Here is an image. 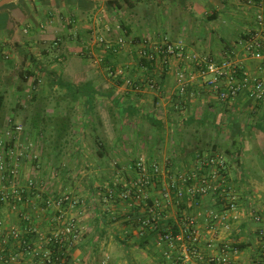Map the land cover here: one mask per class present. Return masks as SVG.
I'll return each instance as SVG.
<instances>
[{
    "label": "crops",
    "instance_id": "obj_1",
    "mask_svg": "<svg viewBox=\"0 0 264 264\" xmlns=\"http://www.w3.org/2000/svg\"><path fill=\"white\" fill-rule=\"evenodd\" d=\"M233 1L235 0H190L188 14L192 18L190 30L194 32L192 38L189 36L185 49L187 47L193 50L198 37L203 35V41H206L207 46L218 44V47L219 45L221 47L220 51L211 48L205 56L220 60L223 54L232 53L234 57L231 58H234L236 64L241 67L242 74L255 76L264 81V63L249 56L241 43L256 29L255 16H252L253 24H247L248 18H245L247 19L245 26H238V29L237 26L227 25L225 17L228 16L229 8L243 7L240 6L242 0ZM26 3L42 4L48 8L56 6L73 9L78 16L77 20H81L79 16L101 8V5L97 4L72 3L68 0L29 2L26 0ZM103 6L110 11H118L116 8L104 4ZM255 9L256 15L264 13V3L256 5ZM1 12L8 13L9 24L12 21L14 23L18 16L23 14L20 8L18 10L6 8L0 10ZM196 13L203 15L200 22ZM213 14H216V19L209 21L208 16ZM207 21L214 22L217 26H211ZM218 22L221 24L218 25ZM202 23H205L203 29ZM198 26L202 29L201 34L195 31ZM9 28L13 29L11 26ZM180 30L185 34L181 27ZM81 33L79 57H71V60L66 57L67 53L74 51L72 40L64 45L61 58L56 60L68 68H72L73 64L77 65V71L56 73L54 76L49 74L44 89L47 93L58 95L70 92L66 85L60 87L59 83L52 87L53 79L76 88L79 98L71 103L78 104V108L83 111L84 119L79 121L80 130L74 132L75 136L70 132L66 137L68 142H73V146L76 144V147L74 151H65V145L61 148L60 174L56 173L55 177L53 175L55 169H51V177L49 172L45 174L47 169L42 170L44 168L42 159L45 158V163L51 164L50 158L57 157L55 150L44 151L43 148L40 151L42 159L32 162L34 166L31 169L23 168L21 178L16 179V182L13 180L24 190L23 197L26 200L23 199V202L14 208L6 203L0 205V221L3 224L0 227V264H37L33 258L41 253L48 233L60 226L63 228L73 217L82 228V236L70 250L72 264H101L104 260H108L109 264H171L181 257V243L177 242L170 246L159 241L151 231L139 227L141 220L146 216L147 207L152 206V202L147 201L149 196L154 200L153 205L157 200L164 205L160 210L163 212L160 217L163 225L169 222L177 223L179 230L182 231L184 216L186 214L197 216L199 241L196 250L199 255L192 256L193 264H218L213 262L212 258L224 255L229 257L228 264H261L264 239L260 237L258 229H264V104L250 98L248 92L240 94L234 100L221 101L200 79L190 86L185 96L180 97L175 90L174 69L180 68L177 62H173L170 70L160 71L158 66L152 69L147 67L137 56L138 60L134 58L132 61V58V62H128L130 59L127 57L125 62L116 66L117 54L127 49L122 48L123 43H119V39L115 41L113 48L108 49L104 44L89 46L83 38L85 31L82 30ZM163 34L167 35V31H163ZM178 35L179 31L176 36ZM167 38L173 40L168 36ZM138 39L139 41L133 45L130 44L133 54L135 51V57L139 47H148L151 43V40L142 37ZM58 41L59 46L60 40ZM97 51L103 54L100 61L107 62L115 71L116 67H120L118 69H124L127 74L108 78L91 71L86 55L91 53L95 56ZM134 69L138 71L137 75L133 74ZM149 78L158 82L159 90H150L145 85H141L140 89L135 88V83L144 84ZM128 80L133 83L127 85ZM88 95L94 97L95 112L105 111L111 121L113 118L110 115L111 111H115L116 108L114 101H119L122 105L117 107L116 111L125 110L129 125L139 127L143 120H147L154 126L164 128L165 134L153 139L148 137L150 140L148 143L155 145L150 146L147 153L138 150L137 143L140 138L136 135H133L134 139L130 136L125 138L115 136L110 140L112 150H108L104 157L109 158L103 160L104 158L97 157L84 148V139L87 135L85 129L90 125L94 138L98 135V129L95 131L94 127L105 128L107 122L103 118L95 120V116L88 118L86 113L90 109L87 102L89 98L86 97ZM133 116H136V121L133 120ZM137 117L140 120H137ZM73 126L72 122V128ZM165 128H170L174 132L171 137ZM120 145L124 151H119ZM202 150L204 156H209L213 151L217 155H222L226 161L224 172L211 182L215 190L212 189L196 201L182 203L184 205H176L175 202L168 204L163 201L161 193L170 180L177 181L180 186L182 183L177 180L179 174H192L195 168H202L197 159ZM123 154L126 155V159L122 157ZM141 158L151 163H164V176L159 178L160 184L157 183L147 189V199L134 193L135 196L124 200L122 192L128 187L131 189L129 182L138 177L132 160ZM106 162L110 163L109 166L104 165ZM165 175H168L166 179ZM32 176H35L33 178L38 183L34 192L28 191L25 184ZM11 181L9 178L2 180L0 177V188L3 184L10 185ZM253 194H257V198L260 196L258 198L260 201L251 199ZM59 196L68 197V202L62 210L47 206L45 199L51 200ZM71 201L74 204H71ZM231 204L235 205L234 210ZM210 212L217 214L218 220L209 218ZM257 216H261V221L255 219ZM25 217L31 220L29 232L32 235L30 238L32 250L29 252L21 251L20 243L11 237L13 229L17 230L19 235L26 232L22 227ZM145 237L147 240L143 243L142 239ZM6 252L9 253L10 259L4 263ZM167 252L170 258L166 255Z\"/></svg>",
    "mask_w": 264,
    "mask_h": 264
},
{
    "label": "rangeland",
    "instance_id": "obj_2",
    "mask_svg": "<svg viewBox=\"0 0 264 264\" xmlns=\"http://www.w3.org/2000/svg\"><path fill=\"white\" fill-rule=\"evenodd\" d=\"M68 1H71L72 3L81 2L82 4H97L101 5V8L99 7L90 13L79 16L81 20H77L78 16L74 11H72L73 9L71 10L69 7L68 8L70 10H68L67 7L58 8L56 6H52L51 8H48L42 4L36 5L33 3L29 5L26 3V0H17L12 3L13 7L10 9L18 10V8H20V12L23 14H20L14 23L12 21L11 24L8 25L13 27V33L11 36V32H9L6 23L0 22V45L4 44L5 56L9 55V59L12 60L13 63L10 65L6 62V60L0 61V95H4L3 107L0 109V117H2L3 121V125L0 127V138L6 128L5 121H7L8 118H11L16 124H19L23 127V131L25 132V136L23 135L22 137L23 145L28 147L29 144H33L32 147H28L29 149L27 151L29 152L30 157L23 160L20 166V172L18 174V177L20 178L21 174L23 173L22 171L31 169L34 166V161L38 160L31 157L37 153L39 160H41L42 155H40V151L46 147L43 143L42 137L35 135L36 133L33 132L29 127V120L31 119L32 112L31 108L33 105H35L37 102L45 104L47 116L54 117L60 114L63 116L69 115L74 124L71 133L74 135V132L76 133L80 130L79 121L83 118V111L81 108H78V104H76V102L71 103V97L69 93H66L65 95H58L54 93H47L44 90L46 87L47 78L50 76L49 74L52 71H55L57 74H66L65 72L74 73L78 69L77 65L73 64L72 68H68V66H64L63 63L56 61L61 58L60 54L64 51V45H66V43L68 44V41L73 40L72 45L74 46L72 49L74 51H70V53L66 54V57L68 59L70 58L69 60H71V57H79L78 52L81 50L79 49V46L81 45L79 35L82 34V30L85 31L83 38L86 40V43L88 42L89 46L93 44L102 45L100 39H103L106 40L107 43H110L111 47L113 48L115 41L122 39V48L127 49H124L121 53L117 54L118 62L116 63V66H118L119 63L125 62L127 57L130 59L128 62L134 61V58L138 60L137 56L140 57L139 50L142 47L138 48V53H136L135 57V51H133V54L130 46V44L133 45V41L135 40L136 42V39L138 38L142 37V39L157 40L160 37L165 36L163 31H167L166 36L172 38V41H176L178 39L177 42H182L184 45H187L186 42L189 40V36L191 38L193 36L192 34L194 30H190L192 18H190L188 14L190 0H130L133 4H135V8L130 9L126 5L121 11L119 10L115 12L110 11L105 6H103V4H106L102 2H89L80 0ZM27 2H29V0H27ZM241 3L240 6L243 7L240 9L238 6H236L234 9H231L230 7L227 12L228 16L225 17L228 23L227 25L237 26V29L239 28L238 26H245V20H247L245 18H248L247 24L249 25L250 23L253 24L252 16L254 15L256 18V4L250 3L249 0H242ZM101 9L104 10L102 11ZM196 14L197 20L200 22V20L203 18V15L198 13ZM207 22L211 24V26H217L214 22ZM217 24L220 25L221 22H218ZM185 26L186 28H184ZM201 26L202 29L205 28V23H202ZM180 27L183 29L185 34H182ZM126 28L130 29V33L127 32L128 30ZM197 29L195 31L201 34L202 29H200L199 26ZM178 31L179 35L176 36ZM57 40H60L59 46L54 45L55 41ZM16 41L20 44L22 49L27 50L29 55H32L34 59L38 60L40 66L42 67L41 72H38V70L35 69L34 63H32L29 59V55L28 58H24L22 55L19 56L17 52L13 50L11 44ZM194 47L195 48L193 50H190L186 47V50L191 53L204 56L208 55V52L211 48L217 49V51L221 50V47L220 45L218 47V44H215V46H207L206 41H203V35L198 37L197 44ZM230 54L234 57L232 53ZM94 55L95 56H93L91 53L86 55V59H88V62L91 65L90 70L96 71L97 73L108 78L113 77L110 72L115 70H113V68L107 62L100 61V57L103 58V54L98 52ZM21 68H23V72H26V70L35 69L34 71L37 75H39V77H37L39 80L37 85L34 84V77L29 78L27 81H23L22 78L18 76ZM116 68L119 70L118 68L120 67ZM159 70L161 71L160 68ZM176 70L178 69L175 68L174 71L176 72ZM134 71L135 72H133V74L137 75L138 71L135 69ZM125 74H127V72L125 73L124 71L123 75ZM116 108L115 111L113 110L114 113H116V116L114 117L112 114H110L111 117H113L112 121L105 111L97 110L95 115V120H100L101 118L106 119V127H98L97 134L105 141L108 148L107 150H112V144L110 140L114 139L115 136H120L121 138L130 136L132 138L133 135H136L140 138L138 140L139 142L137 143L139 146L138 150H140L142 153H147L149 147H153L155 145V143H148V141H150L148 137L153 139L165 134L164 128L160 126H154L147 120H143V123L139 127H136L135 125H129L128 117L125 114L122 116L118 115ZM135 117L136 116H133L132 118L136 121ZM137 120L140 119L137 117ZM91 130L92 128L90 125H88L85 129L87 135L84 139V148L85 150H89L90 152L94 153V155H96L98 146L94 143ZM165 130L168 131L170 137L174 133L170 128H165ZM185 136H187V134ZM132 139H134V137ZM72 143L73 142L65 145V151H74L76 144L73 146L74 143ZM120 147L121 150L119 151H124L123 146L120 145ZM47 150L48 148L46 151ZM122 157H124V159L127 158L124 154ZM108 158L106 157L103 160H107ZM50 159L51 164L45 163V158L42 159V164L44 166L42 170L47 169L45 174L48 172L51 174V169H55L56 171L53 173L55 177L56 173L60 174V164L56 162V159ZM110 161L113 162L111 159ZM159 163L164 168V163ZM109 164L107 162L104 163L105 166H109ZM51 176L52 174L50 177ZM33 177L35 176H32V178ZM167 177L168 175L165 177V179ZM85 180H87V177H85ZM53 182L55 183V181H52V183ZM25 184H27V181ZM258 198H260V196ZM258 198L257 194H253L251 196V199L253 200H259Z\"/></svg>",
    "mask_w": 264,
    "mask_h": 264
},
{
    "label": "built area",
    "instance_id": "obj_3",
    "mask_svg": "<svg viewBox=\"0 0 264 264\" xmlns=\"http://www.w3.org/2000/svg\"><path fill=\"white\" fill-rule=\"evenodd\" d=\"M251 3V2H250ZM257 27L248 39L243 40V50L255 60H260L264 63V13L260 12L256 15ZM27 31V30H26ZM119 39V43H123ZM108 49L112 48L110 43L106 40L100 39ZM140 48V58L147 59L149 62L156 61L161 70L163 68L170 70L173 62H177L180 68L175 73V90L180 97L185 96L192 84L202 80L203 84L213 92L219 100L230 101L236 99L240 94L248 92L249 97L253 100L264 104V81L257 77L242 74L241 67L236 64L232 55L223 54L220 60H214L204 55L191 53L185 49L182 42H170L167 37L162 36L157 40H151L150 45ZM113 76L123 75V70L119 69L111 71ZM131 80L127 81V85H131ZM141 85H145L150 90H159L160 86L156 80L148 79L144 84L135 83V88L140 89ZM5 130L0 138V177L2 180L6 178L11 179L10 185H2L0 188V205L3 203L10 204L13 208L23 202L24 190L20 189L15 184L20 172V166L23 160L29 158L28 147L22 143L23 127L16 124L13 119L8 118L5 125ZM7 148V151H5ZM31 158L38 159L37 153ZM202 168L193 171L192 174H179L178 179L182 185H178L177 181L170 180L165 189L161 193L162 200L168 204L175 202L176 205L196 201L198 197H203L209 193L213 188L211 182L219 175L220 170L226 167L225 159L220 156H202L197 158ZM37 160V161H38ZM206 167L204 168L203 167ZM138 179L134 180L130 187L137 189L140 192L145 191L147 187H151L155 178L164 176V168L159 162L151 163L141 158L137 161ZM15 180V182L13 181ZM188 180H191L187 186ZM37 182L34 178H30L27 182L28 191L34 192L37 187ZM130 190L122 194V198L127 199L130 195ZM172 192L175 193V201L172 198ZM147 193H144V198H147ZM52 200V201H51ZM47 201V206L55 207L59 210L64 208L68 202V197H56ZM71 204L74 202L71 201ZM164 205L157 200L156 204L149 208L151 214L150 219L145 221L146 224L153 223L159 220L157 210H161ZM234 210L235 205L231 204ZM28 220L29 218L26 217ZM209 218L218 220L219 216L210 212ZM257 221H261L259 216L255 217ZM185 223L181 233L176 236L172 234H165L161 239L162 242L173 246L177 242L181 243L182 254L181 257L174 260L171 264H193L192 256L199 255L196 250V245L199 241L197 229V216L186 214ZM0 221V227L2 226ZM259 234L264 238V229L259 230ZM11 236L18 238L19 232L15 229L11 231ZM82 236V228L79 223L71 218L63 228L52 230L44 239V248L41 251V264H69L65 259V255L61 252L56 260L51 258V250L49 245H60V248L68 247L69 249L76 245ZM166 255L170 258V254ZM63 256V257H61ZM213 262L218 264H228L229 257L212 258ZM101 264H109L108 260H104ZM264 264V263H263Z\"/></svg>",
    "mask_w": 264,
    "mask_h": 264
},
{
    "label": "trees",
    "instance_id": "obj_4",
    "mask_svg": "<svg viewBox=\"0 0 264 264\" xmlns=\"http://www.w3.org/2000/svg\"><path fill=\"white\" fill-rule=\"evenodd\" d=\"M80 1H88V0H80ZM249 1L251 3H253V4H256V5H261V3L262 4L264 3V0H249ZM104 3L107 6H109V7L116 8L118 11L121 10L126 5L130 9L135 8V4H133L130 0L109 1V2H104ZM10 5H12V6H10ZM11 7H13V4L12 3L11 4H8L7 6H5L2 9H6V8L9 9ZM216 17H217L216 14L210 15V16H208V20L209 21H212V20L216 19ZM0 22L6 23V26L8 27L9 32H11L10 33V36H11V34L13 32H12V28H9V26H8L9 25V22H10V17L8 15V13H6V12H1L0 13ZM256 24H257V21H256ZM128 30H130V29H128ZM254 31L255 30H253L247 37H245L244 40L245 39H248L250 37V35ZM127 32L130 33L129 31H127ZM136 41H139V39H136ZM169 41L171 42V40H169ZM58 42H59L58 40L55 41L54 45H58ZM133 43H135V40L133 41ZM11 46H12L13 50L16 51L19 56L22 55L24 58H28V55L29 54H28L27 50L22 49L21 46H20V44L17 41L14 42V43H12ZM4 48H5L4 44H1L0 45V61L6 60V62L8 64L12 65L13 63H12V60L9 59V55L8 56H5ZM29 59H30V61L32 63H34L35 69L38 70V72H41L42 71V67L40 66V63L38 62V60L37 59H34L32 57V55H29ZM140 59L143 60V63H145V65L147 67H151V69H152V67H155L157 65L156 61L149 62V61H147V59H144V58H140ZM22 69L23 68H21L18 76L20 78H22L23 81H27L29 78L34 77L35 78L34 79V84L37 85V83L39 81L37 77H39V75L36 74V72L34 71L35 69L34 70H26V72H23ZM163 69H164L163 71H167V69H165V68H163ZM50 74H53V76H54V74L56 75L55 71H52ZM149 79H151V78H149ZM51 83H52V85H51L52 87H54L57 83H59L58 85H60V87H63V86L66 85V87H68L69 90H70V92H69V95L71 97L70 98V101H76L79 98V95L77 93V90H76L75 87H73V85L65 84L64 82H59V81H57L55 79H53V81ZM65 97H67V96H65ZM86 97L89 98L87 100V102H89L90 109L86 112L87 113V116L89 118V116H95V114H96L95 109H94V104H93L94 97L93 96H90V95H88ZM3 102H4V95L1 94L0 95V109H2V107H3ZM114 103H115V106L114 107H119V106L122 105V104H120L119 101H114ZM31 110H32V112H31V119L29 120V127H30V129L33 132L36 133V134L34 133L35 135L42 137L43 143L46 146L45 149H44V151L47 148L48 149L55 150L54 153H56V156H57L56 157V162H58L60 164V157H61V151H62L61 148L64 147V145L69 144V142L66 139V137L70 135V132L72 130V119H71V117L69 115L68 116H63L62 114L57 115V116H54V117L47 116V114H46V105L43 104V103H41V102H37L35 105H33L32 108H31ZM124 112H125V110L118 111L117 114L120 115V116H122V115H124ZM111 114L114 117L116 116V113H114L113 110L111 111ZM0 118H1V120H0V127H2L3 121H2V117H0ZM5 125H6V121H5ZM96 127H94V130L95 131H97V129H98ZM24 133H23V135H24ZM63 140H65V142ZM62 142H64V143H62ZM94 143L98 146L97 147L96 156L103 159L106 156L107 152H108V150H107L108 148L106 146L105 141L100 136L95 135L94 136ZM5 151H7V148H6ZM238 154H239V152H238ZM203 155H204V152L202 150L198 154L197 158L202 157ZM216 155L217 154L212 151V156H216ZM137 161H138V159L132 160V164H133V167L136 170V172H137ZM203 167H204V165H203ZM204 168H206V167H204ZM223 172H224V170H220V173L221 174ZM137 175H138V172H137ZM137 179H138V177L135 180H137ZM133 181L134 180L130 181L129 184H131ZM157 183L160 184L159 178H155L153 180V184L152 185L155 186V185H157ZM189 183H191V180H188V183H186L185 186H187ZM121 184H123V183H121ZM148 188H150V187H147V188H145L146 189L145 191L140 192L137 189H129V187H128L122 193H125L128 190H130L131 191L130 192V196H128L127 199H124V198L123 199L124 200H129V198L134 193L136 195H138V196H143L144 197V193H148V190H147ZM24 196L26 197V194ZM133 196H135V195H133ZM59 197H61V196H59ZM172 198L175 201V193L174 192H172ZM198 198H200V197H198ZM143 199H147V198H143ZM24 200H26V198ZM49 200L45 199L46 202L49 201ZM147 201L152 202V206H148L147 207L146 216H144L143 220H141L142 222H140L139 227L142 226V227H144L145 231L146 230L151 231V233H153L159 241L164 237L165 234H172V236H176L179 233H181V231L179 230V225L177 223L169 222L167 225H163L160 222V217L163 214V212L160 211V210H157V214H159V220H157V221H155L153 223H150V224H146L145 221L147 219H150V217H151V214L149 213V208H151V207L154 206L153 205L154 204V200L153 199H150V196L147 199ZM187 203H188V201L185 200L184 201V204H187ZM184 204H182V205H184ZM185 217L186 216H184V219H185ZM24 220L25 221H24L22 227L25 229L26 232L20 234L17 239H14L12 236L11 237H12V239L14 241H17V242L20 243L19 245L21 247V251L26 250L27 252H29V251L32 250V247H31V244H30V241H31L30 238L32 237V235L29 232V229L31 227V223H30L31 220L30 219L28 220L26 217L24 218ZM184 221L185 220H183V224L185 223ZM60 228H62V227L60 226ZM55 229H57V228H55ZM260 229H258V233H259V230ZM261 238H263V237H261ZM146 240H147V238L145 237V238L142 239V242L144 243ZM14 241H12V242H14ZM12 242H10V243H12ZM27 243H29V244H27ZM49 248L51 250V258H52V260H56L57 256H60L61 255V252H63V254L65 255V259L67 260V262L69 264H72V262H71V258L72 257H71V253H70V250H71L72 247L70 249L68 247L60 248V245L51 244V245H49ZM8 254L9 253L6 252V259H5V262L4 263H6V261L8 262L9 259H10V257H8L9 256ZM40 257H41V253L38 256H35L33 258V259H35V261H36L37 264H41ZM61 257H63V256H61ZM261 257H262L261 264H263L264 263V253L261 255Z\"/></svg>",
    "mask_w": 264,
    "mask_h": 264
},
{
    "label": "water",
    "instance_id": "obj_5",
    "mask_svg": "<svg viewBox=\"0 0 264 264\" xmlns=\"http://www.w3.org/2000/svg\"><path fill=\"white\" fill-rule=\"evenodd\" d=\"M17 0H0V9L4 8L8 4H11ZM93 2H109V1H118V0H88Z\"/></svg>",
    "mask_w": 264,
    "mask_h": 264
}]
</instances>
